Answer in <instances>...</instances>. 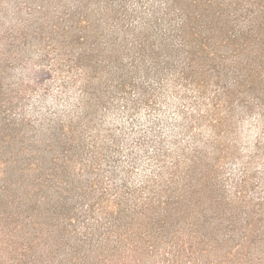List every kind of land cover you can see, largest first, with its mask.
Here are the masks:
<instances>
[{
	"label": "rangeland",
	"instance_id": "rangeland-1",
	"mask_svg": "<svg viewBox=\"0 0 264 264\" xmlns=\"http://www.w3.org/2000/svg\"><path fill=\"white\" fill-rule=\"evenodd\" d=\"M0 264H264V0H0Z\"/></svg>",
	"mask_w": 264,
	"mask_h": 264
},
{
	"label": "trees",
	"instance_id": "trees-1",
	"mask_svg": "<svg viewBox=\"0 0 264 264\" xmlns=\"http://www.w3.org/2000/svg\"><path fill=\"white\" fill-rule=\"evenodd\" d=\"M222 89H223L222 93L219 94V96L221 95V100H222L221 103H222V105H227L229 102H228L227 99H224V96H226L227 94L229 95V91H228L227 89H225V86H223ZM213 115H214V114L211 115L212 118H211V116H210L212 122H213ZM215 117H217V118H215V121H216V122H219V116L216 115Z\"/></svg>",
	"mask_w": 264,
	"mask_h": 264
}]
</instances>
